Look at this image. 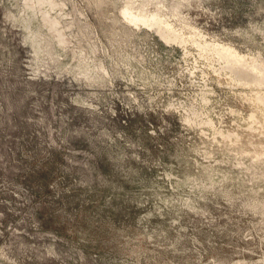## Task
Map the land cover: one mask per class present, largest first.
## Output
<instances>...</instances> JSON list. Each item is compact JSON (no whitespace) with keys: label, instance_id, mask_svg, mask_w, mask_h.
Masks as SVG:
<instances>
[{"label":"rangeland","instance_id":"obj_1","mask_svg":"<svg viewBox=\"0 0 264 264\" xmlns=\"http://www.w3.org/2000/svg\"><path fill=\"white\" fill-rule=\"evenodd\" d=\"M0 264H264V0H0Z\"/></svg>","mask_w":264,"mask_h":264},{"label":"bare ground","instance_id":"obj_2","mask_svg":"<svg viewBox=\"0 0 264 264\" xmlns=\"http://www.w3.org/2000/svg\"><path fill=\"white\" fill-rule=\"evenodd\" d=\"M127 16V15H126ZM131 21L137 22V21H143L142 18H138V17H133V16H129L128 17ZM237 65V64H236ZM234 65V66H236ZM242 66V65H241ZM241 74V73H240Z\"/></svg>","mask_w":264,"mask_h":264}]
</instances>
